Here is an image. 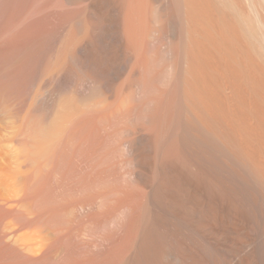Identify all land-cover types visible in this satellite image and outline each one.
Listing matches in <instances>:
<instances>
[{
    "label": "bare ground",
    "instance_id": "obj_1",
    "mask_svg": "<svg viewBox=\"0 0 264 264\" xmlns=\"http://www.w3.org/2000/svg\"><path fill=\"white\" fill-rule=\"evenodd\" d=\"M43 165L25 264H264V0H0V180Z\"/></svg>",
    "mask_w": 264,
    "mask_h": 264
},
{
    "label": "rangeland",
    "instance_id": "obj_2",
    "mask_svg": "<svg viewBox=\"0 0 264 264\" xmlns=\"http://www.w3.org/2000/svg\"><path fill=\"white\" fill-rule=\"evenodd\" d=\"M126 75L127 74H125L124 76H122L120 79H118L116 81V83L119 82V83H117V85H120V82H121V85L122 84H125V82L123 81V78L125 77L124 79L126 81V79L128 78V75L127 76ZM122 81H123V83H122ZM46 85L43 84L44 88H46V90H49V88H51V86H50L51 84L49 85V83H48ZM43 86L41 87L42 90L40 89L41 90L40 93H42V91H45V90H43L44 89ZM117 87H119V86H117ZM45 92L42 93L41 95L44 96L45 94L46 95L49 94L47 91H45ZM127 93H128V90L126 92V95H127ZM85 109L86 108H84V112L85 111L88 112V109L87 110H85ZM90 109H93V108H90ZM40 163H39V165L41 166L42 163L44 164L45 162L41 161ZM44 165H43L42 171L40 170L41 168L39 166L38 173L39 174L41 173L40 175L38 173H35V171H30L31 170V167H28L27 166L28 167L27 168L28 170L30 168V170H29L30 172H28V170L25 169L26 168V165H25V168L23 167L24 170H25L24 173H23V171H24L23 168L21 169V172L23 174L29 175L31 179L29 178V176L28 177L26 176L25 178L24 177H21V179H20V177H18L19 179L18 178H15L16 180L15 179H13V180L10 179L9 180V178L6 181H3V182L0 180L1 181L0 182V184H1L0 185V207H2V208H0V264H15L16 263L15 261H17L16 259H18V261H17L16 264H20L19 261H21V260L17 256L18 255L17 254L18 253L17 252V244L15 243L16 240H18V239H16V238H18L17 236H19L21 234L24 235L26 232H27L26 234L30 233L31 231H29V229L31 230L32 227H33L32 225H34L33 223L35 221H37L35 219L36 216L38 214H42V216H40V215H38V216L43 219L45 217L43 215H45V213L47 214V212H48L47 211L48 210V207H47V205H45L46 202H48V200H47V193H46L47 190H44V192L46 191L45 192L46 195H45V193L42 192L43 189H48V187L46 188V186L44 184L47 185V183H43L42 181H44V177H45L44 174L47 173L49 167H48V165L47 166H44ZM47 167H48V169H46ZM32 170H34V169H32ZM27 172L29 174H27ZM31 173L34 175L33 177L31 176ZM38 176H40V178ZM35 177H38V179H41V181L39 180V183L41 182L42 184L40 183V185L39 184L36 185V183L38 182L37 181L38 179L37 178L35 179ZM29 179L33 183L30 182ZM2 180H4V179H2ZM35 180L37 182H35ZM31 183H32V185H30ZM36 186H37V188H38V186H40L38 189L36 188L37 191H39L38 194H40V192H42L43 195L42 194L41 195H37V191H36V193H35V191H32V190H36L35 189ZM44 186H45V188H44ZM35 195L40 196V197H37ZM44 197H46V199ZM32 198L33 199H36V201H33V203H32ZM37 198H39L38 199V202H37ZM41 201H42V205L40 204ZM36 202H37L38 206H37V204L36 205L34 204ZM39 204L41 206L40 210H34V209H39V207H40ZM43 204L46 207L43 206ZM34 205H35V208H34ZM44 207H45V209H43ZM33 211L35 213H37V214L32 213ZM33 217H34L35 221L33 220ZM44 219H43V221H44ZM31 221H33V222H31ZM25 227H27V228H25ZM22 229H23V231L25 229V231L24 232L22 231V233H20L19 235H17L20 232L19 230H22ZM26 236L27 235H25L24 237H26ZM27 237H29V235ZM14 250H16V251H14ZM14 256H15L16 259L14 258ZM24 258L27 259L26 256L24 255L22 257V261L21 262L25 264Z\"/></svg>",
    "mask_w": 264,
    "mask_h": 264
}]
</instances>
